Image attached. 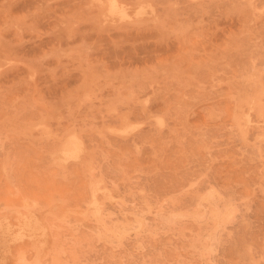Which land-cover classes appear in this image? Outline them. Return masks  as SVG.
Instances as JSON below:
<instances>
[{"label": "rangeland", "instance_id": "obj_1", "mask_svg": "<svg viewBox=\"0 0 264 264\" xmlns=\"http://www.w3.org/2000/svg\"><path fill=\"white\" fill-rule=\"evenodd\" d=\"M0 264H264V0H0Z\"/></svg>", "mask_w": 264, "mask_h": 264}, {"label": "bare ground", "instance_id": "obj_2", "mask_svg": "<svg viewBox=\"0 0 264 264\" xmlns=\"http://www.w3.org/2000/svg\"><path fill=\"white\" fill-rule=\"evenodd\" d=\"M116 1H114V3H115ZM116 4H117V2H116ZM112 5H113V1H112ZM117 6V5H116ZM120 6V5H119ZM115 7V5H113V7H111V5H110V7L109 8H114ZM124 7V6H123ZM118 8V7H117ZM114 9H116V8H114ZM122 10L124 9V8H121ZM118 10H120V9H116V11H118ZM111 11H112V9H111ZM120 12V11H119ZM123 12V11H122ZM116 13V12H115ZM128 16V15H127ZM76 146H74V148H75ZM69 150V149H68ZM75 150H77V147L75 148ZM74 150V151H75ZM73 150L71 151V152H74ZM70 152V153H71Z\"/></svg>", "mask_w": 264, "mask_h": 264}]
</instances>
